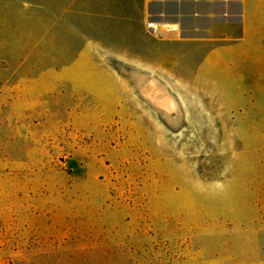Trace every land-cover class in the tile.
I'll return each instance as SVG.
<instances>
[{
  "label": "rangeland",
  "instance_id": "rangeland-1",
  "mask_svg": "<svg viewBox=\"0 0 264 264\" xmlns=\"http://www.w3.org/2000/svg\"><path fill=\"white\" fill-rule=\"evenodd\" d=\"M134 48L100 0H0V264H259L264 45Z\"/></svg>",
  "mask_w": 264,
  "mask_h": 264
},
{
  "label": "crops",
  "instance_id": "crops-1",
  "mask_svg": "<svg viewBox=\"0 0 264 264\" xmlns=\"http://www.w3.org/2000/svg\"><path fill=\"white\" fill-rule=\"evenodd\" d=\"M156 28L152 33L147 23ZM193 44L205 60H229L235 49L264 45V0H100V49L137 59L134 45ZM108 45H112L109 47ZM257 262L264 264V229Z\"/></svg>",
  "mask_w": 264,
  "mask_h": 264
},
{
  "label": "built area",
  "instance_id": "built-area-1",
  "mask_svg": "<svg viewBox=\"0 0 264 264\" xmlns=\"http://www.w3.org/2000/svg\"><path fill=\"white\" fill-rule=\"evenodd\" d=\"M147 28L150 32L155 33L156 28L152 22L147 23Z\"/></svg>",
  "mask_w": 264,
  "mask_h": 264
}]
</instances>
